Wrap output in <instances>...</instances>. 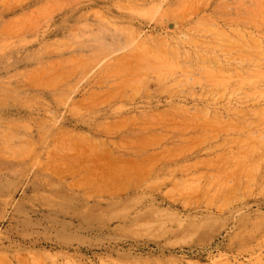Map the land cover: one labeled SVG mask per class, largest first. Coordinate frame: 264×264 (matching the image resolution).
Masks as SVG:
<instances>
[{
    "label": "rangeland",
    "instance_id": "374dc122",
    "mask_svg": "<svg viewBox=\"0 0 264 264\" xmlns=\"http://www.w3.org/2000/svg\"><path fill=\"white\" fill-rule=\"evenodd\" d=\"M0 264H264V0H0Z\"/></svg>",
    "mask_w": 264,
    "mask_h": 264
},
{
    "label": "bare ground",
    "instance_id": "6f19581e",
    "mask_svg": "<svg viewBox=\"0 0 264 264\" xmlns=\"http://www.w3.org/2000/svg\"><path fill=\"white\" fill-rule=\"evenodd\" d=\"M93 163V162H92Z\"/></svg>",
    "mask_w": 264,
    "mask_h": 264
}]
</instances>
